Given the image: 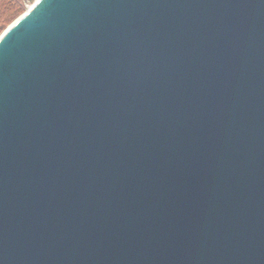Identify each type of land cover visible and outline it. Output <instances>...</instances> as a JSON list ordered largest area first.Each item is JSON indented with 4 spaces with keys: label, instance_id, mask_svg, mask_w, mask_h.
Returning <instances> with one entry per match:
<instances>
[{
    "label": "water",
    "instance_id": "water-1",
    "mask_svg": "<svg viewBox=\"0 0 264 264\" xmlns=\"http://www.w3.org/2000/svg\"><path fill=\"white\" fill-rule=\"evenodd\" d=\"M0 34V264H264V0H33Z\"/></svg>",
    "mask_w": 264,
    "mask_h": 264
},
{
    "label": "trees",
    "instance_id": "trees-1",
    "mask_svg": "<svg viewBox=\"0 0 264 264\" xmlns=\"http://www.w3.org/2000/svg\"><path fill=\"white\" fill-rule=\"evenodd\" d=\"M24 0H0V34L19 16ZM32 2L33 0H25ZM21 3V4H19Z\"/></svg>",
    "mask_w": 264,
    "mask_h": 264
},
{
    "label": "rangeland",
    "instance_id": "rangeland-1",
    "mask_svg": "<svg viewBox=\"0 0 264 264\" xmlns=\"http://www.w3.org/2000/svg\"><path fill=\"white\" fill-rule=\"evenodd\" d=\"M28 3H29V2H27V1L24 0V1L22 2L21 9H22L25 5H27ZM19 4H21V3H19Z\"/></svg>",
    "mask_w": 264,
    "mask_h": 264
}]
</instances>
